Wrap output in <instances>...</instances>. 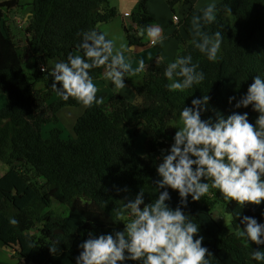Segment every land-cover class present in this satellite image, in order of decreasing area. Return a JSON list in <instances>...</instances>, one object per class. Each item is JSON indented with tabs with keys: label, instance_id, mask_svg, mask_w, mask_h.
<instances>
[{
	"label": "trees",
	"instance_id": "trees-1",
	"mask_svg": "<svg viewBox=\"0 0 264 264\" xmlns=\"http://www.w3.org/2000/svg\"><path fill=\"white\" fill-rule=\"evenodd\" d=\"M109 0H33L31 19L24 29L23 56L18 41L6 26L5 12L13 9L15 0L0 2V93L7 103L0 109V162L8 168L0 175V245L6 246L22 260L33 264H76L77 245L89 235L122 231L117 211L123 202L144 192V202L154 201L156 166L173 142L177 127L174 121L191 100L209 96L201 119L217 113H247L254 123L258 113L249 105H233L246 93L256 75L264 78V0H221L215 22L203 28L207 34L220 32L223 40L219 60L212 62L196 50L192 43L191 20L201 9L189 6L180 20L186 33L180 48L191 54L205 80L183 92L170 91L163 73L166 62L155 59L144 67L142 80L133 84L135 101L113 94L103 102L85 108L72 127L73 135L62 138L56 113L64 106H76L74 98L61 99L52 87L53 78L41 72L39 65L50 61H67L75 55L83 57L78 47L81 33L98 29V24L116 16ZM148 0H138L130 15L140 28L151 19ZM172 10L188 0H166ZM230 9V11H229ZM231 14L230 25L222 15ZM129 27H125L128 37ZM29 64L33 80L27 79L23 67ZM103 67L94 68L93 80ZM39 86V87H38ZM57 87L59 84L57 82ZM229 97L234 99L229 102ZM53 127L43 137L42 126ZM144 135L143 153L136 151V140ZM204 198L192 201L182 211L199 224L202 246L211 253L209 264H257L251 260L252 250L264 251V245H246L236 236L241 216L254 217L264 223V201L240 208L227 202L211 188ZM126 189V191H124ZM171 208L179 205L175 190L168 189ZM204 199V200H202ZM230 216L225 225L222 216L215 220V210ZM240 212V216H236ZM231 226V227H230ZM243 228V225H240ZM50 248H55L54 252ZM126 264H139L127 261Z\"/></svg>",
	"mask_w": 264,
	"mask_h": 264
},
{
	"label": "clouds",
	"instance_id": "clouds-1",
	"mask_svg": "<svg viewBox=\"0 0 264 264\" xmlns=\"http://www.w3.org/2000/svg\"><path fill=\"white\" fill-rule=\"evenodd\" d=\"M216 14V2L212 0L191 20L193 46L212 62L220 58L223 37L220 32L209 35L203 28L215 22ZM178 18L175 23H180L181 18ZM20 24L18 27L24 31L27 22ZM141 32L152 46L163 45L165 37L159 26L152 25ZM80 35L78 47L83 57L70 55L66 62L46 64L54 66L48 73L61 99L67 101L71 97L82 107L90 108L97 102L98 91L90 75L92 69L103 67V79L114 89L125 88L124 78L131 75L132 70L122 55V51L128 50L127 45L121 43L117 48L106 32L95 29ZM192 60V55L188 54L177 56L167 64L163 75L171 81L167 85L170 91L183 92L205 80L204 72L198 70L199 65ZM233 99L229 97V102ZM208 100V95L194 98L190 106H184L179 112L181 126L175 131L167 154L156 166L159 177L155 181L156 191H163L149 203L144 202L143 191L123 202V209L116 214L117 221L124 225L123 230L97 236L90 234L77 245L80 251L76 264H126L127 261L209 264L211 253L202 246L199 224L182 211L181 205L187 206L189 197L198 201L207 193L211 196L209 180L211 188L218 190L225 201H235L240 208L264 201V78L256 75L246 93L233 105L235 108L251 105L258 113L254 123L249 122L246 112H233L226 117L217 113L215 120L201 119ZM168 189L178 193L180 199L176 208L166 203L171 199ZM236 216H240V212ZM235 234L246 245L249 241L264 245V223H258L254 217L241 216ZM55 250L50 248L52 252ZM250 258L264 264V251L252 250Z\"/></svg>",
	"mask_w": 264,
	"mask_h": 264
},
{
	"label": "crops",
	"instance_id": "crops-1",
	"mask_svg": "<svg viewBox=\"0 0 264 264\" xmlns=\"http://www.w3.org/2000/svg\"><path fill=\"white\" fill-rule=\"evenodd\" d=\"M9 0H0V2ZM189 3H180L178 10L176 6L172 10L166 0H148L147 8L150 13L151 19L147 22L146 26L143 28L138 27L134 24L130 15L137 6L138 0H109L108 4L110 7L114 8L116 11V16L107 22L98 24V29L100 31L106 32L108 39H113L116 43L117 48L121 43L127 45L128 50L122 51V55L125 62L130 65L132 74L128 75L126 79L133 84H137L142 80L144 67L150 64L155 59L163 60L166 63L172 62L177 56L187 55L183 48H180V40L184 42L186 39V33L184 28L180 23L173 22L172 16L177 13L180 18L183 17L184 13L187 11L189 6L195 9H203L212 0H188ZM221 0H215L216 5ZM32 2L33 0H15V6L13 9L7 10L5 12L7 16L6 26L8 25L12 34L15 35L17 41H19L20 36H23L19 30H16L12 24L19 18L22 17L23 21L26 22L31 19L32 14ZM124 19H120L119 17ZM228 24L232 25L235 22V17L231 14L222 15ZM156 25L162 29V35L165 37L163 45L152 46L146 35L142 34L141 30L146 29L149 26ZM125 27H129L130 35L128 37L125 32ZM14 30L16 33H14ZM22 31V30H21ZM24 32V31H22ZM141 62H143V67L141 68ZM50 64H56V61H51ZM28 65L23 67L27 79L32 81L33 77ZM136 69H140L136 71ZM104 72V71H103ZM102 72V74H103ZM100 75L97 79L93 80V83L97 86V101L103 102L109 96L113 94L122 95L128 101L134 102L135 92L132 86L126 84L123 89H114L113 86L103 79V75ZM39 87V86H38ZM79 104V103H78ZM80 106V104L78 105ZM85 108L83 107V110ZM76 120V119H75ZM74 120V122H75ZM177 129L181 126L179 117L174 121ZM140 141V145L136 148L139 154L143 153V141L144 135L140 134L137 138ZM171 142V141H170ZM172 143H170L171 145ZM164 152V150H163ZM163 158V156H162ZM251 242V241H250ZM250 242H248L249 245ZM0 264H25L19 255L14 251V249H4L0 245Z\"/></svg>",
	"mask_w": 264,
	"mask_h": 264
},
{
	"label": "rangeland",
	"instance_id": "rangeland-1",
	"mask_svg": "<svg viewBox=\"0 0 264 264\" xmlns=\"http://www.w3.org/2000/svg\"><path fill=\"white\" fill-rule=\"evenodd\" d=\"M177 7L178 6H176V10H178ZM22 22H23V18L19 17L17 19V22H14V24H12V25H13V27L16 28V30H19L20 33L24 34V32H22L23 30L18 27V24H20ZM14 33H16L15 30H14ZM24 49H25L24 38H23V36H20V39L18 41V52L21 54V56H23ZM6 103H7V97L5 96V94L0 93V109ZM78 105L79 104H77L76 106H64V107L60 108L58 110V112L56 113V116L58 118L57 119L58 122H57L56 126L61 128L63 139H67L68 137H71L73 135L72 127L74 125V120L83 112V107L81 105L80 106H78ZM52 127H53V124H51V123H47V124L42 126L43 137H45L47 135L48 130ZM168 142L172 143L170 141H168ZM139 145H140V141L136 140V148H138ZM162 153H163V155H165V151ZM160 160H162V157H160ZM7 169L8 168L6 167V165H4L3 163L0 162V175L3 174ZM205 196H207V194ZM204 197H202V198H204ZM202 200H204V199H202ZM215 211H217L218 215L221 214L223 223L225 225H228V227H229L230 216L226 213H223L221 208H219L218 210H215ZM250 244H251V242H250Z\"/></svg>",
	"mask_w": 264,
	"mask_h": 264
},
{
	"label": "built area",
	"instance_id": "built-area-1",
	"mask_svg": "<svg viewBox=\"0 0 264 264\" xmlns=\"http://www.w3.org/2000/svg\"><path fill=\"white\" fill-rule=\"evenodd\" d=\"M172 19L174 20V22L179 21V18L177 15H173ZM20 26H21V24H20ZM53 68H54V66L49 67L46 63H43L40 65V71L41 72H49L50 73Z\"/></svg>",
	"mask_w": 264,
	"mask_h": 264
},
{
	"label": "water",
	"instance_id": "water-1",
	"mask_svg": "<svg viewBox=\"0 0 264 264\" xmlns=\"http://www.w3.org/2000/svg\"><path fill=\"white\" fill-rule=\"evenodd\" d=\"M164 149H165V148H164ZM164 149H163V150H164ZM213 216H214L215 220H219V215L217 214V211H214ZM3 248H4V249H9V248H7L6 246H3ZM25 263H26V264H33V263H28L26 260H25Z\"/></svg>",
	"mask_w": 264,
	"mask_h": 264
}]
</instances>
